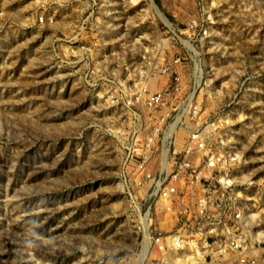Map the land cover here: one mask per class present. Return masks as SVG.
I'll list each match as a JSON object with an SVG mask.
<instances>
[{
  "label": "rangeland",
  "instance_id": "obj_1",
  "mask_svg": "<svg viewBox=\"0 0 264 264\" xmlns=\"http://www.w3.org/2000/svg\"><path fill=\"white\" fill-rule=\"evenodd\" d=\"M95 1L126 4L0 0V264H264V0H152L159 14L134 16L159 23L152 44L220 122L197 186L160 187L136 186L145 138L74 43ZM168 190L180 210L162 211ZM180 229L178 249L158 245Z\"/></svg>",
  "mask_w": 264,
  "mask_h": 264
},
{
  "label": "built area",
  "instance_id": "obj_2",
  "mask_svg": "<svg viewBox=\"0 0 264 264\" xmlns=\"http://www.w3.org/2000/svg\"><path fill=\"white\" fill-rule=\"evenodd\" d=\"M124 1L126 4L110 1L100 6L95 1L83 10L86 17L74 43H82V49L91 59H100L99 68L92 72L96 78L89 85L98 87L106 102L124 110L128 125L137 128L145 138L142 162L133 168L137 173L136 186L160 187L166 182L177 186L182 179L186 180L187 186H197L196 178L207 173L208 166L213 168L215 165L210 163L205 165L206 170H198L196 166L201 163L194 159L209 157L210 144L221 142L220 122L198 117L195 92L191 93L183 73L177 71L181 59L169 57L165 47L152 44L161 36L158 34L159 23L153 19L148 21L149 27L157 31L149 34L145 32L146 20L134 19L138 15L159 14L154 2ZM127 15L131 16L126 18ZM39 21L45 23L47 20L40 16ZM166 26L168 33L171 27ZM136 44L144 49H136ZM214 154L222 157L218 152ZM166 192L160 193L162 211L172 212L174 207L180 210L182 204L179 201L176 205H168L174 193ZM183 235L180 229L173 235L160 237L157 243L176 250L177 241H181Z\"/></svg>",
  "mask_w": 264,
  "mask_h": 264
}]
</instances>
